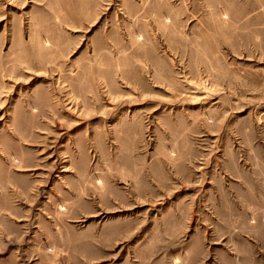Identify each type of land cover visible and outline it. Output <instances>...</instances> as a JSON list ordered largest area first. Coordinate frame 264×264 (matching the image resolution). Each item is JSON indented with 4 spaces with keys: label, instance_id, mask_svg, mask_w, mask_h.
I'll list each match as a JSON object with an SVG mask.
<instances>
[{
    "label": "rangeland",
    "instance_id": "374dc122",
    "mask_svg": "<svg viewBox=\"0 0 264 264\" xmlns=\"http://www.w3.org/2000/svg\"><path fill=\"white\" fill-rule=\"evenodd\" d=\"M0 264H264V0H0Z\"/></svg>",
    "mask_w": 264,
    "mask_h": 264
}]
</instances>
